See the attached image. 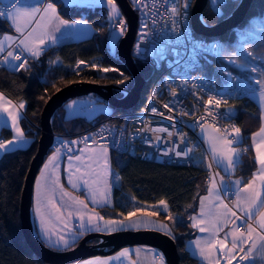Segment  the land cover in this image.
<instances>
[{
	"label": "snow or ice",
	"instance_id": "1",
	"mask_svg": "<svg viewBox=\"0 0 264 264\" xmlns=\"http://www.w3.org/2000/svg\"><path fill=\"white\" fill-rule=\"evenodd\" d=\"M166 2L171 3V7L167 10V38L169 42L181 45L183 47L184 53L187 56L186 66L196 67L202 58L211 54L220 61L225 59V47L217 40H209L208 38H202L196 35L190 30V25L185 23L188 16V8L191 6V0H166ZM212 5V10L217 16H223V7L227 5V0H210ZM106 5L110 9L109 13V23L110 27L113 28L112 38L116 39L118 36L124 34L127 30V24L123 19H120L119 9L116 4V0H106ZM133 5L140 8L141 6L147 7L144 4V0H133ZM0 17L5 18L14 27L16 33L19 36L5 35L3 39H0V53H4L7 42L17 41L16 47L20 51L8 50L7 54L3 56V63L7 64L9 58L12 61H21L24 52L30 54L32 58H38L44 51L46 46V41L55 44L57 42V37L55 33L61 32V28L69 25L68 21L59 18L56 10V4L52 0H47L43 8L33 6H22V0H0ZM117 21L120 28L119 33H117L114 28L115 25L111 24V21ZM205 23L206 22L201 21ZM79 23V22H77ZM153 25L157 23L153 19ZM157 33L149 30L147 24L142 25L141 33L138 37L140 41H145L149 36H155ZM238 37V43L235 46L236 51L234 54L229 55L227 58V64L233 65L235 68L247 71L250 75L246 79H240L239 75H234L231 71H225L224 66L218 69L220 75L223 77L221 85H216L215 80L209 78L205 80L204 78L193 77L192 87L198 90L207 89L208 100L205 102V109L209 116L213 117V120L219 116L222 119H229L234 115L233 109L229 108L225 112L221 113L219 111H209L208 106H213L215 109H219L221 101L223 99V94L229 96L235 95L237 92L242 90H248V93L254 96H258L260 105L264 109V78H257L258 76L264 77V61L260 60L257 56H254L252 52L245 51L244 44L250 42V38L254 35H258L262 40H264V13H257L255 16H250L246 24L235 32ZM9 47L11 45L9 44ZM174 53L177 49L173 48ZM135 52L137 57L142 59H149L152 57H157L158 59H163L166 49L161 46L157 50L156 45L150 49L148 47L142 46L141 43H137L135 46ZM83 61L77 63L76 68L79 69L80 64ZM27 58L23 59V62L14 67L26 68ZM96 67L95 64L91 65ZM101 71L107 73L110 71H119V69L103 68ZM129 78L124 77L118 80L116 83L124 84ZM199 81V83H197ZM168 82V81H165ZM182 86L185 92H189V80H181L178 82ZM172 96L176 97L177 92L175 88L171 90ZM126 94L122 92V95ZM220 96V98H217ZM2 99V97H0ZM75 104V101L72 102ZM72 105H68L71 107ZM20 108L24 105L20 104ZM164 108H169L168 104H164ZM3 111L8 112L13 121V127L16 128V136L14 140L19 141L24 138L23 132L16 127V121L19 118V114L16 112H11L7 108H3ZM152 112H156V108L151 109ZM188 113H184L187 115ZM170 120L174 117H168ZM203 119V118H202ZM261 119L264 120V114H262ZM202 132L206 131L203 125H199ZM214 127V125H210ZM155 132H164L167 129H151ZM233 133L220 134V130L216 129V134L208 137V141L211 147V152L213 156V161L218 168H221L225 174L230 175L231 171L234 170L236 166L241 163L240 155L242 151L246 149L238 150L234 147V144L242 143L243 138L241 136V129L238 127L233 128ZM169 137L172 133H168ZM89 139H95V137H85L84 141L87 142ZM101 140L103 137L100 138ZM157 141L160 137H155ZM183 142V137L181 138ZM257 139L259 143H256ZM253 143L256 149V155L254 163L258 164L259 167L257 172L253 174L252 179H250L241 188L242 180L228 181L225 182L224 177L220 176L219 172H216L211 178V186L208 189V195L199 198L200 210L198 216H190L189 220L192 221V227L198 228L201 233H206V236L198 237L193 243L195 248L198 250L200 257L207 260L211 257L212 253L215 251H220L222 257L225 259L226 264H232L233 261H237V264H254L250 259L253 250L257 249V239L260 241V246L257 251L264 259V235H259L254 237L256 233V227L253 226L251 222L254 217V212L259 211L260 208L264 207V124H262L259 132L254 133L252 136ZM13 141H9L11 144ZM72 144L77 143L76 141L71 142ZM97 144L100 143L99 140L96 141ZM118 149L126 147L122 142H116ZM147 143L151 144L152 139L149 138ZM65 145L68 142H64ZM5 144L0 143V149H4ZM69 152L72 151L71 148L68 149ZM193 149L186 148L183 150H177L176 148H169L164 154L168 155L169 152H175L177 157H188L189 153ZM62 149L57 148L52 156L49 157L48 162L44 165L41 170L40 177L36 181V207L35 215L39 220V233L38 235L46 242L47 247L60 250H68L71 248L77 240L81 239L87 232L95 231H106V232H117L129 229H141V228H155L164 231L168 235H172L171 229L167 224L158 223L151 217L156 216L158 213L155 211L149 212L143 208H137L135 211H129L125 216L121 213L122 219H108L104 220L98 214L94 217L91 214H87L83 211L87 207L84 201L77 197L72 196L69 192L64 191L63 185L60 183L59 175L56 174V170L59 168V164L56 161L60 157ZM83 151V150H80ZM90 153L95 152V159L97 162L102 161L103 173L95 172L94 170L87 171L80 176H77V180L83 181L84 188L87 189L92 197V202L95 204H100L101 202L107 204L110 203L109 195L112 188V184L108 180V169H109V146L107 144L96 149H88ZM80 161V155H69V176L68 183L73 187H78V184L74 182L73 176L76 173H80L81 169L76 168L75 172H72V161ZM91 169V165L88 166ZM209 168L212 167L211 164L208 165ZM103 177V190L101 191L98 184ZM216 177H219V182H217ZM118 179V177H116ZM257 181L260 182L259 187L257 186ZM57 192H59V199L61 203H57ZM220 192L226 194H234L236 196V201L234 203V208L229 207L224 203L223 199L219 195ZM67 198V199H65ZM207 202V203H206ZM161 205L167 209V204L165 201L161 200L159 202ZM74 209L80 218V227L75 232H69L68 234H62L61 232H53L49 226V218L55 214L56 219L60 220L63 216L61 209ZM239 213V214H238ZM69 216L72 212L69 211ZM87 215V221L84 220V216ZM169 220L175 219L171 215L168 216ZM97 220H104L103 226L97 223ZM239 222V223H238ZM231 224V228L225 232L223 239H218V233L224 232L225 228ZM256 224L259 229L264 232V212L256 218ZM246 225V229L244 226ZM244 229V230H242ZM55 235V239L53 236ZM231 237V247L226 246V241ZM175 239V237L173 236ZM251 245L245 249V245ZM219 245V249H217ZM243 253V255H240ZM129 254V249L125 248L116 257L110 259L119 260L121 257H126ZM159 259V264H165L164 256L162 254H156ZM239 256V260L237 257ZM82 264H108L107 260L89 259L82 262ZM218 264V261H217Z\"/></svg>",
	"mask_w": 264,
	"mask_h": 264
},
{
	"label": "trees",
	"instance_id": "2",
	"mask_svg": "<svg viewBox=\"0 0 264 264\" xmlns=\"http://www.w3.org/2000/svg\"><path fill=\"white\" fill-rule=\"evenodd\" d=\"M55 2L64 17L84 18L94 25L96 31L91 37L66 41L54 49H48L40 59L32 60L31 66L27 69L15 72L0 67V90L13 100L25 101L22 125L26 133L33 137L28 147L6 152L0 157V264H47L31 249L24 237L21 229L20 201L25 176L36 153L40 136V134L34 135L31 123L40 126L41 111L48 98L64 86L82 82L113 84L115 85L113 93L118 97L122 96L119 86L130 91L134 85V79L127 66L120 60L117 51L111 50L108 43L111 31L107 7L102 4L94 6L67 4L62 0H55ZM239 2L240 0H227V5L222 9L224 13L222 17L214 14L207 5L202 12V18L207 24L214 25L231 15ZM257 13H264V0H253L244 21L225 34L214 37L196 35L209 40L217 39L224 45L225 50H233L238 39L235 32L246 24L250 16H255ZM5 31H10V27L5 18L0 17V32ZM54 54L61 58L63 72H59L57 67H49L47 60ZM77 58L86 61L96 59L99 67L91 66L80 73H72L70 68ZM135 61L145 78L141 99L135 107L123 109L111 106L108 113L99 112L94 117L87 118L84 115L66 117V108L63 104L57 108L52 117L54 133L61 132L66 135L81 133L95 120L104 116H110L121 123L126 119V115L141 110L147 102L155 69L149 59ZM223 61L215 60L212 64L206 65L205 73L209 76H218V69L224 66ZM103 68L119 69V71L104 72L100 75ZM125 76L129 79L124 84L116 83ZM230 105L234 111V118L241 127L243 141L239 144L242 150L246 149L242 151L238 173L248 177L256 167L249 142L251 133L260 125V110L252 97L235 99ZM1 134L7 138L10 131L4 128ZM112 167L115 184L113 204L100 208L106 217H120L121 213L127 215L138 202L159 204L160 218L169 214L187 215L195 209L197 197L205 189L208 177L206 158L201 151L198 152V158L192 164L163 163L138 155L112 152ZM161 200L166 202L167 209L159 203ZM186 231V222L176 225L175 242L180 254V263L199 264L198 259L185 248L187 235L183 233Z\"/></svg>",
	"mask_w": 264,
	"mask_h": 264
},
{
	"label": "built area",
	"instance_id": "3",
	"mask_svg": "<svg viewBox=\"0 0 264 264\" xmlns=\"http://www.w3.org/2000/svg\"><path fill=\"white\" fill-rule=\"evenodd\" d=\"M128 1L137 13L138 19L136 37L132 46V55L134 59H142L137 57L135 52V46L137 43H141L142 46L148 47L150 49L153 47V45H156L157 50L161 46L166 49L163 59H158L155 56L149 58V60L152 61L155 74L151 82L146 104L141 108V110L130 115H126V119L121 123L113 120L110 116H104L98 120H95L90 127L81 133L74 135H66L61 132L54 133L51 149L56 151L57 148H61L62 151L60 154L63 156H69L75 154L80 148L84 146H103L107 144L109 146V150L120 154L138 155L144 158L149 157L152 160L163 163L192 164L197 160L198 151L203 145L199 136V129L201 128L199 126L200 124L214 125L219 130H221L222 133L225 134V131L227 130V133H232L233 135V128H240L238 122L234 118V115L229 119H222L217 116L216 119L213 120V117L209 116L205 109V102L208 100V95L210 93L207 92V89L198 90L192 87L191 78L193 77L204 78L205 80L212 78L215 80L216 85H221L223 77L220 75V73L218 76H209L205 73L204 69L206 65H210L213 63V61L218 59L209 54L200 60L198 66L187 67V56L184 53L183 47L181 45L169 42L167 38V10L172 6L171 3L166 2V0H144V4L147 5V7L141 6L138 8L137 6L133 5V0ZM195 3L196 0H191V6L188 8L187 21L185 22L190 25L191 31H193L191 26V14L193 5ZM207 5L212 9L210 0H207ZM120 19H123L127 24L126 18L124 16L120 17ZM153 19L157 21L155 25L152 23ZM111 24L115 25V27H120L118 22L115 20L111 21ZM144 24L149 26L150 31L154 30L157 34L155 36H149L145 41H140L138 37L141 33L142 25ZM251 41H253V43L256 42L253 38H250V42ZM10 45L11 47L8 46L5 52L0 54V67H5L15 72L29 68L31 66L32 60L40 59L48 50V48L45 47L44 51L38 58H32L29 53L24 52L21 61H12L11 58H9V62L5 64L3 63V56L7 54L8 50H14L17 52L20 51V49L16 47L17 41ZM173 48L177 49L176 53L172 51ZM24 58H27L26 68L14 67V65H18L19 63L23 62ZM80 61H83L84 63L80 64L79 69H77V63ZM92 61H86L77 58L72 64L70 70L72 73H80L86 68L91 67V65H93ZM225 71H231L234 75L238 74L232 69ZM238 75L240 79H246L244 76H241L240 74ZM185 79L189 80V92H185L182 86L178 84L179 81ZM197 83H199V81H197ZM118 88L123 93L128 94L129 92V90L126 88L120 86ZM173 88H175L177 92L176 97L172 96L171 90ZM126 94H123L120 97H123ZM252 96L253 95L248 93V90H242L233 96L223 94L220 108L217 110L213 106H208V110L213 112L219 111L223 113L229 108H232L230 105L231 101ZM217 98H220V96H217ZM164 104H168L169 108H164ZM89 107H91V104L83 107V109ZM152 108H156L157 111L152 112ZM184 113L188 114L184 115ZM170 116L174 117V119L170 120L168 118ZM31 125L34 135L40 134V126L32 123ZM161 128L167 129V131H151V129ZM168 133H172V136L169 137ZM157 136L160 137L159 141L155 139ZM85 137H95V139H89L87 142H85ZM101 137H103L102 140L100 139ZM182 137L184 138L183 142L181 139ZM149 138L152 139L151 144L147 143ZM5 140V136L0 134V143ZM97 140L100 141L99 144L96 143ZM73 141H76L77 143L72 144L71 142ZM114 141L122 142L127 150H125L124 147L118 149L117 144L114 143ZM64 142H68V144L65 145ZM69 148L72 149L71 152H69ZM169 148H176L177 150L191 148L193 150L189 153L188 157H177L175 152H169L168 155L164 154ZM209 164H211L212 167L209 169L207 180L209 179L210 174H215L217 172V169L215 165L212 164L211 160H209ZM225 196L228 198V200H232L234 198V194L225 193ZM240 255H243V253Z\"/></svg>",
	"mask_w": 264,
	"mask_h": 264
},
{
	"label": "crops",
	"instance_id": "4",
	"mask_svg": "<svg viewBox=\"0 0 264 264\" xmlns=\"http://www.w3.org/2000/svg\"><path fill=\"white\" fill-rule=\"evenodd\" d=\"M67 4H73V3H78V4H84V5H89L91 4V2L96 1V0H62ZM47 2V0H22V6H37V7H41L43 8L44 4ZM53 3L56 4L55 0H52ZM56 10H57V14L59 16L60 19L68 21L69 25L64 26L61 28V32H57L55 33L56 37H57V42L55 44H52L49 41H46V48L48 49H54L57 46H59L60 44L66 42V41H76V40H81V39H85L88 37H91L94 35L96 29L94 27V25L84 19V18H76V19H68L66 17H64L58 9V6L56 4ZM120 13V11H119ZM120 16H124L123 13H120ZM108 18H109V11H108ZM7 21V20H6ZM8 25L10 27V31H5V32H0V39H3V37L5 35H12V36H19L18 33L15 32L14 27L11 25V23L9 21ZM79 22V23H77ZM117 33H119V28L117 30H115ZM122 36V35H121ZM121 36H118L119 38H121ZM254 39V41H258V42H264V40H262L258 35H254V37H252ZM119 40V39H118ZM14 41L11 42H7L5 45V48H7L9 46V44H12ZM27 53V52H25ZM2 54V53H0ZM259 59L264 61V52L263 54L259 55ZM55 61V62H61V58L54 54L51 57L48 58L47 62L49 67L51 66V61ZM0 97H2V99H0V134L2 133V130L4 128H8L10 131V135L6 138L5 141H2L1 143L5 144V148L4 149H0V157L9 151H13L15 149H19V148H26L30 145V143L33 140L32 136H29L26 133L25 128L22 125V118L25 115V101L20 100V101H16L13 100L10 96H8L5 92H3L2 90H0ZM252 98L256 101V103L258 104L259 110H260V125L258 127L257 130H255L253 133H251L250 135V146L253 150V155H254V160H255V155H256V149H255V145L253 143L252 140V136L254 133L259 132L262 124H264V120L261 119L262 114H264V109H262L258 96H252ZM23 104L24 107L20 108L19 105ZM3 108H7L9 111L11 112H16L19 114V118L16 121V127H18L22 132H23V136L24 138L22 140L16 141L14 140V137L16 136V128L13 127V121L11 116H9L8 112L3 111ZM66 108V107H65ZM90 108V107H89ZM86 109H83V111L85 112ZM84 116H86L87 118H92L89 117L88 115H86L85 113ZM66 117H71L67 115V109L65 112ZM97 115V114H96ZM95 116V115H94ZM93 116V117H94ZM211 124H205L203 125V128L206 130L204 132H202L201 128L199 129V136L202 140V147L200 148L199 151H201L204 155V157L206 158V162H207V168H208V175H209V160L212 161V164L215 165L217 172H219L220 176L224 177L225 182L228 181H235V180H242V184L240 185V187L242 188L244 186V184H246L250 179H252V176L254 173L257 172V169L259 167L258 164H256V167L254 168V170L252 171V173L248 176L245 177L244 175L238 173V166H236L234 168V170L231 171V174H225V172L221 169L218 168L217 165L214 163L213 161V156H212V152H211V147L208 141V137L211 135L216 134V129H218L217 127H210ZM241 128V127H240ZM220 134H224L221 132L220 130ZM9 141H13L11 144H9ZM256 143H259V140L257 139ZM234 147H236L238 150H242V146H240V144H234ZM100 147L102 146H84L82 148H80L75 154H72L73 156L75 155H80L81 156V160L80 161H72V172H75L76 168H80L81 171L80 173H76L75 176H73V180L74 182H76L78 184V187L73 188L69 183H68V176H69V161H68V156H63L60 154L59 159L56 161L57 164H59V168L56 170V174L59 175L60 178V183L63 185L64 191L69 192L72 196L79 198L80 200L84 201V203L87 205V207L85 209H83V211L87 214H91L94 217L96 216V214H98L100 217H103L104 220H108V219H122L123 217H106L102 214V212L100 211V208L102 207H106V206H111L113 204V200H114V181H113V167H112V151L109 150L108 153V158H109V169H108V180L109 183L112 184V188L110 191V195H109V200L110 203H103L101 202L100 204H95L92 202V197L89 194V192L87 191L86 188H84L83 186V181L82 180H77L76 177L82 175L83 173L90 171V170H94L95 172L98 173H103V164L102 161L97 162L95 159V152L90 153L88 151V149H96L98 150ZM83 150V151H80ZM198 151V152H199ZM55 151L52 150L46 157L45 160L43 162V164L40 167L39 172L36 175V179L34 182V187H33V194H32V202H31V215L33 217L34 220V224H35V228L37 231V234L39 233V220L37 218V216L35 215V207H36V181L37 178L40 177L41 174V170L44 168V165L48 162L49 157L53 155ZM198 155V154H197ZM240 160H242V152L240 155ZM89 165H91V169H89ZM214 174H210L209 179H206V187L205 189L198 195L197 197V202H196V206L195 209L190 212L187 215H182V214H169V215H179L177 216V222L174 220H169L167 215L164 218H160L159 217V204H146V203H137L136 207L131 210V211H135L137 208H143L149 212L155 211L158 214L154 217H151V219L155 220L158 223H164L167 224L168 227L171 229L172 231V237L176 236V225L178 223H182V222H186L187 223V231L183 234H186L187 236L185 237V248L186 250L193 256H195L198 261L199 264H226L225 259L222 257L221 252L215 251L212 253L211 257H209V259L205 260L202 257H200L198 250L195 248L194 245V241L198 238V237H202V236H206V233H201L199 231L198 228H193L192 227V221L189 220L190 216H198L199 214V210H200V203H199V198L203 197V196H207L208 195V189L211 186V178ZM208 178V177H207ZM217 182H219V177H216ZM260 182L257 181V186L259 187ZM100 190H103V177H101L99 184H98ZM219 195L221 196V198L223 199L224 203L227 204L229 207L233 208V210L235 211L236 209L234 208V203L236 201V196L234 195V198L232 200H228V198H226L225 193L224 192H220ZM67 199V198H65ZM57 203H61L60 199H59V192H57ZM207 203V202H206ZM61 211L63 212V216L60 220L56 219L55 214H53L50 218H49V223L48 226L49 228L55 233V232H61L62 234H68L70 231L71 232H75L79 229L80 227V218L77 215L76 211L74 209H66L63 208L61 209ZM69 211L72 212V215L69 216L68 213ZM264 212V207L260 208L259 211H255L254 212V217L253 220L251 221L253 223V226L256 227V233H254V237H258L259 235H264V232H262L259 227L256 224V218L260 215V213ZM239 214V213H238ZM126 216V215H125ZM172 216V217H173ZM183 218L185 220H183ZM84 220L87 221V215L84 216ZM104 220H97L96 222L99 223L101 226H103L104 224ZM176 222V223H175ZM239 223V222H238ZM231 228V224L228 225L227 228H225L224 232H220L218 233L217 238L218 239H223L224 238V234L225 232H227L229 229ZM244 228L246 229V225L244 226ZM142 229H151V230H157L160 232H164L162 230H158L155 228H141V229H129V230H142ZM244 230V229H242ZM89 232H104V233H109L106 231H89ZM87 232V233H89ZM86 233V234H87ZM40 237V236H39ZM41 240L46 243L42 237H40ZM53 239H55V235L53 236ZM80 240V239H79ZM77 240L76 243L79 241ZM251 245V241L249 242V244H246L244 247L245 249H247L249 246ZM75 246V244L73 245ZM72 246V247H73ZM226 246L227 247H231V237L228 238V241H226ZM260 246V241L257 239V249H259ZM129 249V254L126 257H121L119 260H114V259H110L112 257H116L118 253H120L123 249ZM217 249H219V245H217ZM257 249L253 250V254L251 256V260L254 262V264H264V259H262L261 255L259 254V252L257 251ZM157 253L162 254L163 253L160 251V249H158L155 246H151L148 244H135V245H128V246H124L121 247L120 249H118L117 251L110 253V254H106V255H94V256H90L87 257L85 259H81L79 261H76L74 263H70V264H82L83 261L85 260H89V259H96L99 258L100 260H107L108 264H159V259L157 257ZM242 254V253H240ZM164 256V255H163ZM165 260V264H167L166 259L164 257ZM237 260H239V256L237 257ZM48 264V263H47ZM232 264H237V261H233ZM245 264H248V262H245Z\"/></svg>",
	"mask_w": 264,
	"mask_h": 264
},
{
	"label": "water",
	"instance_id": "5",
	"mask_svg": "<svg viewBox=\"0 0 264 264\" xmlns=\"http://www.w3.org/2000/svg\"><path fill=\"white\" fill-rule=\"evenodd\" d=\"M127 21V30L120 39L117 47V55L127 66L134 79L132 89L123 97L113 94L115 85L95 82H82L70 84L55 91L46 101L40 115L41 133L38 138V147L33 156L27 174L25 176L21 201L20 220L24 237L31 249L48 264H70L94 255H106L113 253L121 247L135 244H148L155 246L163 253L167 264H181L180 254L175 239L157 230H124L111 233L89 232L78 243L68 250H60L47 247L37 234L33 217L31 215V202L36 175L43 164L45 157L50 153L54 139L52 117L58 107L65 104L70 98L96 94L99 99L110 104L114 108L130 109L135 107L141 99L145 78L137 67L132 55V46L137 31V13L128 0H116ZM253 0H240L238 6L231 15L220 22L205 26L202 23V12L207 6V0H196L191 14V26L198 35L214 37L225 34L229 30L238 27L245 19ZM204 21V20H203ZM98 240L93 242V240Z\"/></svg>",
	"mask_w": 264,
	"mask_h": 264
},
{
	"label": "rangeland",
	"instance_id": "6",
	"mask_svg": "<svg viewBox=\"0 0 264 264\" xmlns=\"http://www.w3.org/2000/svg\"><path fill=\"white\" fill-rule=\"evenodd\" d=\"M98 4H102V5H106V0H96V1H93L91 2V4H89V6H94V5H98ZM117 4V2H116ZM117 7L120 11V13L122 14V11L119 7V5L117 4ZM109 13H110V9L107 7ZM122 17V16H120ZM118 28L120 27H115L114 30H117ZM109 30L111 31L110 32V35H109V39H108V43L110 45V48L113 52H116L117 51V47H118V43L120 41V39L124 36V34L121 36V38L117 37L116 39H113L112 38V31H113V28H111L109 26ZM119 39V40H118ZM237 43H238V39H237ZM236 43V45H237ZM235 45V46H236ZM244 49L245 51H250L253 53L254 56H257L259 58V55L263 54L264 52V42H258L256 41L255 43H253V41H251L250 43L247 42L244 44ZM236 51V47L235 49L233 50H225V53H224V56H225V59L224 61L222 62V64L224 65V70H235L236 72H238L239 74L243 75L245 78H247L250 74L245 71V70H241L239 68H235L233 65H228L227 64V58L229 57V55L231 54H234ZM93 64L96 65V67L98 68L99 67V63L96 59H93ZM51 63V66L52 67H57L58 68V71L59 72H63L64 70V66L61 62H55L54 60L50 62ZM104 72L103 71H100V75H103ZM257 78H264V77H260L258 76ZM99 97L97 95H95L94 93L92 94H89V95H84V96H78V97H73V98H70L66 103H65V107L67 109V115L68 116H76V115H84L82 114L84 111H83V107L87 106L88 104H91V107L90 108H86L85 110V114L88 115L89 117H93L94 115L98 114L99 112H105V113H108L110 110H111V106L109 103L105 102V101H102L100 99H98ZM75 101V104H72V102ZM68 105H72L71 107H68ZM41 129V127H40ZM149 158V157H147ZM173 216V215H172ZM177 216L179 215H174L173 217L175 219H173L174 221H178L177 220ZM183 220H185L183 218ZM175 222V223H176ZM98 240H93V242H97Z\"/></svg>",
	"mask_w": 264,
	"mask_h": 264
}]
</instances>
